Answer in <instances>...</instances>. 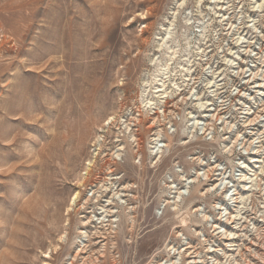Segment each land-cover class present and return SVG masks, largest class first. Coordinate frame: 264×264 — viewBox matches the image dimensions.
Here are the masks:
<instances>
[{"label": "rangeland", "instance_id": "374dc122", "mask_svg": "<svg viewBox=\"0 0 264 264\" xmlns=\"http://www.w3.org/2000/svg\"><path fill=\"white\" fill-rule=\"evenodd\" d=\"M239 61L264 71V0H0V264H70L89 221L73 264H161L170 253L190 264V241L202 260L219 261L208 264H229L237 244L240 261L263 264L261 213V230L250 223L255 241L226 245L225 235L224 252L222 241H205L226 220L214 207L223 196L213 180L187 179L243 155L227 151L225 131L212 138L196 127L202 118L190 119L204 114L194 94L217 101L209 83L223 79L231 97L245 84ZM139 111L152 125L139 127L137 145L128 123ZM162 131L169 147L156 157L150 142ZM173 184L188 192L180 208ZM238 220L232 228L247 226ZM212 244L220 251L209 253Z\"/></svg>", "mask_w": 264, "mask_h": 264}, {"label": "bare ground", "instance_id": "6f19581e", "mask_svg": "<svg viewBox=\"0 0 264 264\" xmlns=\"http://www.w3.org/2000/svg\"><path fill=\"white\" fill-rule=\"evenodd\" d=\"M262 36V35H261ZM248 43H250L249 41H247ZM237 59H241V58H238L237 57ZM243 60V59H242ZM229 63V62H228ZM239 63V67L237 68L239 71L237 72V74H239V77H241L243 74L245 75V76H243V78H245V84L246 85H248V86H251V85H254L253 87H251V88H253L254 90L253 91H251V93L250 94H247V95H250L251 97L249 98V101H252V100H254V99H256L257 97L255 96V97H253L252 98V95L254 94V93H256V91H257V93L255 94V95H257V96H262V94H264V92H261L260 90L261 89H263L264 88V81H262V82H260V81H258V78H259V75H261L262 76V78H264V71H263V73L262 74H259V71H256V69L255 68H251L249 71H250V75L249 76H246V74H247V72H248V69H246V71H245V68H244V65H242V64H240L241 62L239 61L238 62ZM233 65V64H232ZM226 66H228V64H226ZM257 77V78H256ZM219 78V77H218ZM223 79H220L218 82L220 83L221 81H222ZM218 82L216 81L214 84H210L209 83V87H208V89L209 90H213L216 86H218V85H220V84H218ZM161 86V85H160ZM255 88H260L259 90L258 89H255ZM158 90V89H157ZM161 91H164V89L162 90V89H159L157 92H161ZM248 91V90H247ZM246 91V92H247ZM217 92V90L214 92V93H216ZM258 92H260V93H258ZM259 94H261V95H259ZM216 95H218V94H216ZM194 96H196V98H195V101H198L199 103H200V106H201V108H202V110H203V113L204 114H202V115H200V116H191L190 117V119H197V118H202V120H204V122H200V119L199 120H197V121H195V123H196V127H197V125H199V124H204V128H203V130H204V133H205V129L207 128V126H212V129L213 130H215L216 129V127H217V122L218 121H220L221 120V124L220 125H223V128L224 129H228V130H231L232 129V120H228V119H223L222 118V116H221V112H216V110L214 111L212 108H208L209 107V102L208 101H203V97H202V95L200 96H198V95H195L194 94ZM264 96V95H263ZM162 97V96H161ZM247 96H245V98H246ZM208 108V109H207ZM208 112V113H207ZM154 113H156V111L154 112ZM253 113H255L254 115H252ZM165 114V113H164ZM264 109L263 110H255V111H252L251 109L250 110H248L245 114H244V116L243 117H241L242 118V120H241V123H242V129H243V134L242 135H240V134H238L235 138H233V135H234V133L233 132H231L230 134H228V132H227V134L230 136V137H227V136H225V138H224V140L226 141V142H228V141H231V144L230 145H228V143H227V146H226V149L228 148V151H230V152H233L234 150H235V147H236V145L238 144V142L239 141H241V145H243V149L245 148V150L248 152V154H252V155H250L251 157L249 158V163L247 162V161H244L245 162V165L243 166V168H247V169H249V171H253L254 172V175H252V173H251V175H250V173L249 172H246L247 170H244L243 172V176H242V178L240 179V182L241 183H243L244 181H246V179H247V177H250V179L249 180H247L249 183H246V182H244V186L241 188V189H243V191H245V193H242L241 191H239L238 189V192H237V190L235 189V194H234V196H231V198H230V200L231 199H235L234 201L237 203V202H239V200L241 199V200H243V199H246L244 202H242L243 204H244V206H242V208H238V209H240L239 210V212H238V216H234V215H232V213H229V216L227 217V216H225L226 217V220H219V221H216L215 220V222H213V224H212V226H211V228L212 229H214V232L216 233V234H214V232H213V234H214V236H210V235H208L209 236V240L207 239L208 237H206L205 238V241H211V240H213V242L212 243H215V242H217L218 243V241H222L223 239V237L225 236V235H229V237L227 236H225L224 237V239L226 238L227 239V241H229L228 242V244H226V243H224L223 241V245H236L237 244V242H236V240L238 239V238H244L245 237V239L246 238H249V242L250 243H253V241H255L254 240V233H255V231L256 232H258L259 230H261L262 229V227H263V224H259L258 222H259V219H257L256 218V216L257 217H259L260 216V213H261V218L260 219H262V218H264V210H262L263 208L262 207H264V194H262V187H264V175H262V173H260V174H258V172H257V170L258 169H261L262 170V172L264 171V160L262 159V154H264L263 152H264V124H263V126H262V123H264ZM165 116V115H164ZM173 116V115H172ZM255 116V117H254ZM197 117V118H196ZM116 121L117 119H116V117H113L112 118V121H111V124L113 123V121ZM130 120V123H128V129H130L131 131H132V133H134V136L136 137V141H138V143H137V145H139L140 144V138L138 137V133H139V131H140V126L141 127H144V126H146L145 128H150L151 127V125L152 124H150V122H145L146 120H144V118H143V115L141 114V112L139 111V113H138V115H136V116H134L133 118H131V119H129ZM173 122V120L171 119L170 120V123H172ZM114 124V123H113ZM119 124V123H118ZM123 124V123H122ZM125 126H127V125H125ZM129 130V131H130ZM206 130H208V128L206 129ZM164 132L162 131V132H156V134H155V136L154 137H152V139H151V144H153L154 142H153V140H155L154 138L157 136V137H159L161 134H163ZM211 134V133H210ZM133 136V137H134ZM135 141V142H136ZM156 146H158V145H156ZM168 146V145H167ZM151 147V149H154V148H152V146H150ZM169 147V146H168ZM124 148H119V150L118 151H120V152H122L121 150H123ZM140 151V150H139ZM118 154V157H119V155L121 156L122 154H120V153H117ZM153 154V153H152ZM114 156V155H113ZM140 156H141V158H142V155L140 154ZM156 157L158 156V154H156L155 155ZM163 157V156H162ZM117 158V157H116ZM197 159H199L200 160V156L199 157H196ZM259 161H261V162H259ZM255 162H258L257 164H258V166H260V168H255V165H256V163ZM260 163H263L262 165H259ZM205 163H203L202 162V164H200V166L201 165H204ZM208 165V164H207ZM257 166V165H256ZM202 170H204V173L203 174H201V171ZM202 170H197V172L195 173V176L194 177H191V178H187L188 180H189V183L191 184V183H197V184H199L198 186H202L203 184H205V183H203L202 181H201V175H203L204 177H206V180L208 181H211V180H213V181H215V185L213 184L212 185V189L213 190H215L216 188H217V191L218 190H220V188H222V186H223V179L224 178H222L221 177V174L222 173H217V174H215V172L218 170L217 169V166H214V165H212L211 163L208 165V166H206V167H204ZM109 173H112L113 172V170L111 169V168H109V171H108ZM246 173H248V175L249 176H247V174ZM256 173V174H255ZM251 176H254L253 178L251 177ZM255 176H256V179H254L255 178ZM259 176H260V178H259ZM243 177H244V179H243ZM106 179V178H105ZM110 179V178H109ZM112 179H114V178H112ZM101 180V179H100ZM182 180L183 181H187L186 179H184V178H182ZM113 182V181H112ZM112 182H110V183H112ZM219 182H221V183H219ZM98 183V182H97ZM105 183H106V181H105ZM218 183V184H217ZM246 183V184H245ZM108 184V183H107ZM112 184H114V183H112ZM106 185V184H105ZM104 185V186H105ZM110 185V184H109ZM251 185V186H250ZM197 186V187H198ZM234 186V185H233ZM233 186H231V187H233ZM101 187H103L102 185H101ZM111 187V186H110ZM187 187H189V185H187ZM240 187V186H239ZM249 187V188H248ZM104 188H107V187H104ZM103 188V189H104ZM100 189H102V188H98V189H96L95 191H92V192H94L93 193V196H94V194L95 193H99V192H102V190H100ZM171 190H170V192L173 194H176V195H179V196H173V197H170L171 199H175V200H173V205L174 206H178L179 208L184 204V202H185V199H184V196L186 195V193H185V191H183V189L184 188H180V187H178V186H176V187H174V186H171V188H170ZM172 189H175V190H172ZM212 189H210V188H208L207 189V191H206V193H202L203 194V196L205 195V194H210V192H211V190ZM223 190L222 191H226L227 189H228V191L226 192V194L228 193V192H230V185L228 186V185H225L223 188H222ZM107 190H109V189H107ZM225 191H224V193H225ZM106 192V191H105ZM104 193V192H103ZM118 193V192H117ZM120 193V192H119ZM256 193H259V195H261V199H262V201L261 202H259L258 203V201H257V196H255V195H257ZM102 194V193H101ZM105 194V193H104ZM222 194H223V192H222ZM100 195V194H99ZM117 195V194H116ZM119 195V194H118ZM121 196V195H120ZM103 197V196H102ZM114 197V196H113ZM165 197H167V196H165ZM178 197V198H177ZM78 198V195L76 194V196L74 197V200H73V203L72 204H74V202H75V200ZM97 198H98V196H97ZM180 198V199H179ZM118 199V198H117ZM249 199H250V203H247V202H249ZM115 200V199H114ZM168 201H170V199H167ZM181 200V201H180ZM217 200H218V197H217ZM184 201V202H183ZM112 202V201H111ZM178 202H180V204L178 203ZM182 202H183V204H182ZM113 203V202H112ZM170 202H168V204H169ZM112 205V204H111ZM172 205V204H171ZM224 205V204H223ZM106 206V205H105ZM246 206V211L242 214V212H241V210H244V207ZM214 207H216V206H214ZM108 208V207H107ZM103 209V208H102ZM219 209H221V210H230V207H225V208H222V207H220ZM201 210V208H197L195 211H197V212H199ZM106 211H108V210H106ZM113 212V211H112ZM107 212H105V214H106ZM109 213H110V211H109ZM258 214V215H257ZM204 215H205V217H204ZM203 215V217H204V219H208V216L206 215V214H204ZM228 215V214H227ZM253 215V216H252ZM245 216H247V220L246 219H241V220H238V217L239 218H245ZM103 218V217H102ZM100 219H101V217H100ZM100 219H96V221H98V220H100ZM219 219V218H218ZM109 220V219H108ZM236 220H238L239 222H242V223H248L247 224V226L246 227H243V225H240V226H237V227H233L232 228V226L230 225V223H234ZM111 222H115V220H110ZM233 221V222H232ZM262 221V220H261ZM252 222V224L254 225L253 226V229H255V231L253 232V233H249L250 232V223ZM254 222H256V223H254ZM99 224H102L103 223V221H102V219H101V221L100 222H98ZM90 224V221L89 222H85L83 225H85V227H86V229H87V227L88 226H86V225H89ZM107 224V223H106ZM111 224V223H110ZM237 224H239V223H237ZM108 225H109V223H108ZM107 225V226H108ZM256 225L258 226V228H257V230H256ZM100 227V226H99ZM101 227H103V226H101ZM110 227H111V225H110ZM222 228H224V231H221V229ZM85 229V230H86ZM111 228H109L108 230H110ZM235 229H237V230H239V231H244V230H246V232L245 233H241V234H238L237 232H236V230ZM83 230V229H82ZM82 230H80V232H79V234H81V236H82V234H84L86 231H82ZM112 231V230H111ZM230 231V232H229ZM264 231V230H263ZM110 232V231H109ZM229 232V233H228ZM103 235H105L106 233H102ZM108 234V233H107ZM110 234V233H109ZM238 234V235H237ZM255 235H257V234H255ZM259 235V234H258ZM233 236H235V238H231V237H233ZM240 236V237H239ZM251 236H252V238H251ZM107 237V236H106ZM261 237V236H260ZM259 237V238H260ZM109 238V237H108ZM231 238V239H230ZM107 239V238H106ZM250 239H251V241H250ZM248 240V239H247ZM263 240V239H262ZM106 241V240H105ZM188 243H189V245H188ZM260 243V242H259ZM193 242L192 241H190V242H186L185 243V247L184 248H186L187 246H189L188 247V249L189 248H192V249H190V250H188V251H190V255H188L187 253H184V257L185 258H187V260L189 259V262H190V264H199V263H202V264H205V263H207V261L210 259V260H213V261H217V262H219L218 260H216L215 258H209V259H207L206 257H207V253H206V255L205 256H203L202 258H205V259H201V255H199L198 254V251H197V249H196V247H192L193 246ZM201 244V243H200ZM225 245V249L223 250L224 252H225V250H229V251H231L230 249H228V246H226ZM86 246V245H85ZM84 246V244H82V248H80V250H78V252L76 253V256L74 257V260L70 263V264H73V262L75 261V260H77L78 258H79V256H81V253H85V249H86V247ZM215 245L214 244H212V247H214ZM220 246V244L219 245H216L213 249L214 250H210L209 249V253L210 252H212L213 251V253H215V252H219V251H217L215 248H218ZM222 246V245H221ZM238 246H239V244H237V246H235V247H237L236 248V251H238V253H236V254H238V257H235V256H233L232 257V255H229L228 257H227V259H226V263H229V264H233L234 262H236L235 264H244V261H240L241 259V257L240 256H242V255H239V252L241 251V247H242V245H241V247H239L238 248ZM105 247H106V243H105ZM229 247H233V246H229ZM263 247V246H262ZM170 248H172V250H174V249H176V250H178L179 249V247L177 248L176 246H171ZM261 248V247H260ZM222 249V248H221ZM171 250V251H172ZM260 250V249H259ZM193 251V252H192ZM208 251V250H207ZM187 252V251H186ZM227 253H229L228 251H226ZM233 253H235L234 251H232ZM51 253H53L52 251H48L46 254H45V257H47V258H50L51 257ZM175 253H176V251H175ZM175 253H174V255H175ZM227 253H225V255L227 256ZM171 254V253H170ZM168 255V257H167V259H166V261L164 262V260H163V262L161 263V264H167V263H170V264H175V262H173V260H171V259H173V257H171L172 255ZM201 254V253H200ZM218 254V253H217ZM236 254H234V255H236ZM259 254V253H258ZM260 255V254H259ZM103 257V256H102ZM208 257H210V255L208 256ZM260 257H261V259L264 261V253H262L261 255H260ZM259 257V258H260ZM183 258V257H182ZM229 259H231L230 261H229ZM170 260H171V262H170ZM221 260V259H220ZM243 260V259H242ZM260 260V259H259ZM212 261V262H213ZM87 260L83 263V264H87ZM167 262V263H166ZM259 262H261L262 263V261H259ZM208 263H210L209 261H208ZM207 263V264H208ZM222 263V262H221ZM221 263H218V264H221ZM180 264H182V263H180ZM248 264V263H247ZM253 264V263H252ZM264 264V263H263Z\"/></svg>", "mask_w": 264, "mask_h": 264}, {"label": "built area", "instance_id": "2783aa9c", "mask_svg": "<svg viewBox=\"0 0 264 264\" xmlns=\"http://www.w3.org/2000/svg\"><path fill=\"white\" fill-rule=\"evenodd\" d=\"M249 70H248V72L250 73ZM253 86L254 85L248 86L246 84H243V85L233 84V88H235L236 91H237L233 95L234 97H231V95H229V94H228V96H226V90H225L226 85H224V83L216 86L212 90V92H215L217 90V92L214 93L215 94V97H217V101H213V102L208 101L209 104H210L208 108H212L214 111L216 110V112H221V116H222L223 119H228L229 121L232 120V125L233 126H232V129L231 130L224 129L223 128V125H220L221 124V120L217 122L216 129L219 127V129H222V131H225V136L230 137L228 134H230L231 132L234 133L233 138H235L238 134L242 135L243 134V129H242V123H241L242 118L241 117H243L244 114L248 110H250V109L252 111H255L257 109L258 110H263L264 109V100L262 101V99H264V96L263 95L262 96H257V95H255L256 93H254L252 95V98L255 97V96L257 98L254 99V100H252V101H249V98L251 96L250 95H247V94H250L251 91L254 90L253 88H251ZM216 94H218V95H216ZM245 96H247V97L245 98ZM234 100H235V102H234ZM233 116L235 118H238V119L235 121L234 120L235 118ZM263 124L264 123H262V126H263ZM203 128H204V126H203ZM207 128H208V130H206ZM207 128L205 129V133L204 134H206L207 136L212 135V138H213L214 135L216 134V129L213 130L212 129V126H207ZM227 132H228V134H227ZM225 136H223V137L225 138ZM154 139H155V140H153L154 143L151 144L152 148H154L153 150L158 155L159 154H162V152L164 150V147L167 146L166 145L167 143H165L166 140H163L162 135H160L159 137L156 136ZM156 145H158V146H156ZM236 148L237 149H241V151L244 150L243 155L242 154L241 155H238L237 162H236L237 166H235V167H229V165H227L226 162L219 163V161L215 162V164H214L215 166H217V169H218L215 172V174L222 173L221 174V177L224 178L223 181H222L223 182L222 188L225 185H228V186L230 185V188H231L230 189V192H228L227 194H226V192L228 191V189L226 191L224 190L225 193H224V191H222L223 190L222 188H220V190H218V191H217V188L215 189V191L221 193V195L223 196V197H221V201L219 202V206H216V210H219L221 215H222V213H224V217L225 216L228 217L229 216V213H232V215H234V216H238L239 215L238 212L240 210L238 208L239 207L242 208V206H244V204L242 202H244L246 199H243V200L240 199L239 202H237V203L234 201L236 198L234 200L233 199L230 200L231 196H234V194H235V189L236 190L238 189L242 193H245V191H243V189H241L244 186V183H241L240 182V179L242 178L243 173H244L243 171L244 170H247L246 172H249L250 175H251V173H252V175H254V172L253 171H249V169L243 168V166L245 165V162L244 161H247L249 163V158L251 157L250 155H252V154H248V152L245 150V148L243 149V145H241V141L238 142V144L235 147V150L233 152H230L229 151V153H231L232 155H234V153L237 152ZM227 151H228V148H227ZM200 160H201V158H200ZM206 164H205L204 167H206ZM201 172H204V170H202ZM201 176H203V175H201ZM251 177L253 178L254 176H251ZM254 179H256V176H255ZM237 182H240L242 185H237ZM219 183H221V182H219ZM172 186L176 187V185H174V184ZM231 186H233V187H231ZM239 186L241 188H239ZM172 190H175V189H172ZM238 190H237V192H238ZM222 192H223V194H222ZM185 193H186V195L188 194V192H186V190H185ZM256 194L257 195H255V196H257L256 198H257V201L259 203V202L262 201L261 195H258V193H256ZM262 194H264V193H262ZM247 203H250V199H249V202H247ZM227 206L230 207V210H227L226 211L224 209L223 210L219 209L220 207L225 208ZM245 211H246V206L244 207V210H241L242 214ZM98 214H102V211H99ZM97 218H99V217H97V216L94 215V219H97ZM84 231H86V230L84 229ZM84 234H85V236H83V234H82L83 237L80 238V239L78 238L79 241L77 242V246L79 248L82 247V245H80V244H84V246L86 245L85 247L88 246L87 245V242L89 241V228L87 229V233H84Z\"/></svg>", "mask_w": 264, "mask_h": 264}]
</instances>
